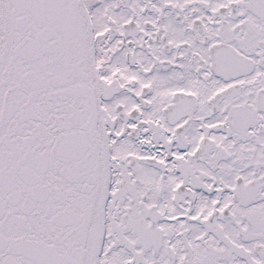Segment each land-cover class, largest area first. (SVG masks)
Masks as SVG:
<instances>
[{
	"label": "snow or ice",
	"instance_id": "snow-or-ice-1",
	"mask_svg": "<svg viewBox=\"0 0 264 264\" xmlns=\"http://www.w3.org/2000/svg\"><path fill=\"white\" fill-rule=\"evenodd\" d=\"M0 264H264V0H0Z\"/></svg>",
	"mask_w": 264,
	"mask_h": 264
}]
</instances>
